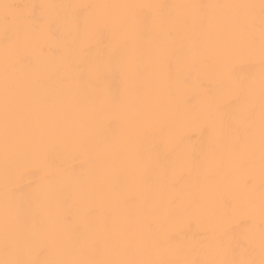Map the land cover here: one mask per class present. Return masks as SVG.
<instances>
[{"label": "bare ground", "instance_id": "bare-ground-1", "mask_svg": "<svg viewBox=\"0 0 264 264\" xmlns=\"http://www.w3.org/2000/svg\"><path fill=\"white\" fill-rule=\"evenodd\" d=\"M0 264H264V0H0Z\"/></svg>", "mask_w": 264, "mask_h": 264}]
</instances>
